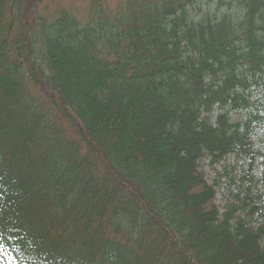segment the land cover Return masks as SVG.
Masks as SVG:
<instances>
[{
	"label": "trees",
	"instance_id": "1",
	"mask_svg": "<svg viewBox=\"0 0 264 264\" xmlns=\"http://www.w3.org/2000/svg\"><path fill=\"white\" fill-rule=\"evenodd\" d=\"M83 1L0 0V263L264 264V0Z\"/></svg>",
	"mask_w": 264,
	"mask_h": 264
},
{
	"label": "rangeland",
	"instance_id": "2",
	"mask_svg": "<svg viewBox=\"0 0 264 264\" xmlns=\"http://www.w3.org/2000/svg\"><path fill=\"white\" fill-rule=\"evenodd\" d=\"M69 4L74 0H62ZM83 4L84 1L81 0ZM201 170L204 172L207 181L216 186L217 204L223 211L228 202L234 200V196L239 192L241 167L237 164V159L231 158L225 164L213 168L208 161L201 162ZM264 191V182L261 184Z\"/></svg>",
	"mask_w": 264,
	"mask_h": 264
}]
</instances>
